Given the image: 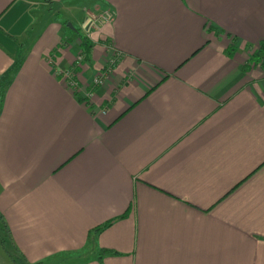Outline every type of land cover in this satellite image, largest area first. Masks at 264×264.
<instances>
[{
	"label": "crops",
	"instance_id": "0c3cea01",
	"mask_svg": "<svg viewBox=\"0 0 264 264\" xmlns=\"http://www.w3.org/2000/svg\"><path fill=\"white\" fill-rule=\"evenodd\" d=\"M81 1L0 0V73L24 54L0 112V212L18 251L264 264V0Z\"/></svg>",
	"mask_w": 264,
	"mask_h": 264
},
{
	"label": "trees",
	"instance_id": "16d2710c",
	"mask_svg": "<svg viewBox=\"0 0 264 264\" xmlns=\"http://www.w3.org/2000/svg\"><path fill=\"white\" fill-rule=\"evenodd\" d=\"M66 29L71 30L72 28L66 27ZM76 32H78L77 29ZM79 37H80L79 55H81L83 60H89V54L91 52L93 43H91V41L88 39L87 36L80 35ZM261 49L264 51V43H261ZM113 52H114V56L111 57L110 59L111 63H109V65H112L116 61L117 54H119L118 51L113 50ZM23 61H24V54L21 53L6 70L0 73V109L3 104L6 89L10 85L13 75L21 67ZM109 224L110 223L107 222L104 226L97 227L95 228V230L100 231L103 227L108 226ZM0 248H2L6 252V254L11 258L14 264H29L16 248L8 224L1 212H0ZM101 251L106 253L107 250L103 249ZM109 253H113V252H109ZM100 254L98 256H100Z\"/></svg>",
	"mask_w": 264,
	"mask_h": 264
},
{
	"label": "built area",
	"instance_id": "2783aa9c",
	"mask_svg": "<svg viewBox=\"0 0 264 264\" xmlns=\"http://www.w3.org/2000/svg\"><path fill=\"white\" fill-rule=\"evenodd\" d=\"M113 20V12L110 11V10H104L101 14H99L94 22H93V25L95 26V28H97L99 25H103V24H108V23H111ZM78 58V61H81L82 60V57L81 55L78 54L77 56ZM102 77H101V74L99 77H96L94 79V83L95 84H102ZM69 83L72 85V86H76V83L73 81V80H69Z\"/></svg>",
	"mask_w": 264,
	"mask_h": 264
},
{
	"label": "rangeland",
	"instance_id": "374dc122",
	"mask_svg": "<svg viewBox=\"0 0 264 264\" xmlns=\"http://www.w3.org/2000/svg\"><path fill=\"white\" fill-rule=\"evenodd\" d=\"M81 1V0H80ZM77 6H72L71 8L72 9H74V11L73 12H75L76 13V15L78 16V14L79 15H81V14H83V7H86L87 6V2H85V1H81V3H80V5H78V4H76ZM102 13V12H101ZM100 13V14H101ZM63 16L65 17V18H67L68 17V15L66 14V13H63ZM97 17V16H96ZM95 17V18H96ZM30 20H31V17H30ZM69 20V19H68ZM67 23H70V22H67ZM72 25V24H71ZM102 25H99L97 28H99V27H101ZM30 35V34H29ZM75 35V34H74ZM77 35V34H76ZM15 37V40L17 39L16 38V36H14ZM79 40H80V37H79ZM17 41H19V39L17 40ZM78 55V54H77ZM19 56V54L15 57V59L17 58ZM50 57V56H49ZM14 59V60H15ZM14 76V75H13ZM13 78V77H12ZM12 81V80H11ZM1 110H2V106H1V109H0V112H1ZM11 236H12V234H11ZM2 251V250H1ZM1 251H0V253H1Z\"/></svg>",
	"mask_w": 264,
	"mask_h": 264
},
{
	"label": "water",
	"instance_id": "95a60500",
	"mask_svg": "<svg viewBox=\"0 0 264 264\" xmlns=\"http://www.w3.org/2000/svg\"><path fill=\"white\" fill-rule=\"evenodd\" d=\"M67 25H68L70 28L73 29V26H72L70 23H67Z\"/></svg>",
	"mask_w": 264,
	"mask_h": 264
}]
</instances>
